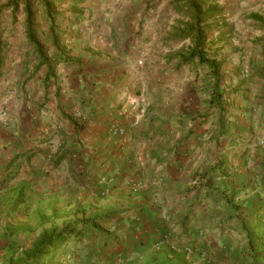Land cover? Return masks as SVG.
<instances>
[{
	"label": "crops",
	"instance_id": "1",
	"mask_svg": "<svg viewBox=\"0 0 264 264\" xmlns=\"http://www.w3.org/2000/svg\"><path fill=\"white\" fill-rule=\"evenodd\" d=\"M121 18L107 38L71 23L62 43L43 22L40 54L26 22L6 53L0 38V253L52 236L54 264H264V38L209 53L216 87L181 63L188 40Z\"/></svg>",
	"mask_w": 264,
	"mask_h": 264
},
{
	"label": "rangeland",
	"instance_id": "2",
	"mask_svg": "<svg viewBox=\"0 0 264 264\" xmlns=\"http://www.w3.org/2000/svg\"><path fill=\"white\" fill-rule=\"evenodd\" d=\"M11 1L12 0H0V23H7V25L1 26V29L6 27L5 30L0 29V38L1 42L4 44L3 49L6 50L5 53L8 52V49H10L13 44L18 42L17 40H20L19 38L15 39L16 41L13 40L17 32L13 25L18 22H25L24 20L26 17L22 2L18 5L17 10H15L17 12L14 16L13 13L8 11ZM39 1L40 0H33L31 2V11L34 16L33 31L36 39L41 37L39 40L47 43L45 39L49 40V35L47 30L44 31L43 29V22L47 23L46 21H48V18L46 17L44 6L40 4ZM172 1L174 0H48V4H50L49 8L54 16V23L56 24L54 32L60 37L59 41L62 43L63 38L68 36V27L71 23L84 24L83 28H91L93 35L96 33L98 38H107L111 32V30H108V23L110 27L114 24V32L117 33L118 24L124 23L121 22V17L125 20L130 18L128 20L129 22L132 21L133 18L135 19L134 22L138 21L139 29L137 30V28H134L132 31L134 34L143 36V33H147L152 25H157V36L165 39L167 34H171L172 27L177 26V22L188 19L183 13L181 14L174 10L171 5ZM218 7L223 9L222 15L211 23L213 27L208 31L207 36L208 39H216L218 41L217 46L219 45L220 47L212 48V50L209 49L207 50L208 53L211 51H218L219 48L221 51L224 47L221 43L226 45L229 41L230 43L233 41L240 43L243 40L249 41L250 39H255L258 41L264 38V28H262L259 23L249 18L252 14H258L264 17V0H220ZM127 10H129V12L126 16L124 12H127ZM10 16H12L13 19ZM69 17H71V20H69ZM108 19H110V21ZM9 26L12 28L8 29ZM46 32L47 37L45 36ZM109 37H111V35ZM223 54H226V50L224 53H221V57ZM236 60L235 65L238 68L237 72L241 73V75H245V72H248L249 75L250 66L247 65L246 60H239L238 54L236 55ZM242 61L243 64H241ZM25 252L27 251L24 250V248L22 250L20 249L17 253L14 252L15 254L11 257L5 255V253H0V264H5V262L12 264V261H16V259L21 257ZM49 255L48 257H50V259L47 264H54V254L50 253ZM57 255L56 264H67L70 260L68 252L63 254L58 253ZM7 256L9 257L7 258Z\"/></svg>",
	"mask_w": 264,
	"mask_h": 264
},
{
	"label": "trees",
	"instance_id": "3",
	"mask_svg": "<svg viewBox=\"0 0 264 264\" xmlns=\"http://www.w3.org/2000/svg\"><path fill=\"white\" fill-rule=\"evenodd\" d=\"M33 0H12L9 3V7L13 8L15 11L18 5L22 2L24 5L25 22H26V36L30 41L31 45L34 47L35 51L40 54L42 48L38 44L35 38L34 28H33V12L31 11V2ZM220 0H174L171 2L175 11L188 18L187 20H181L177 22V26L172 27L171 34H168L166 41H185L190 42L188 52L185 57L181 58L182 64L191 63L194 60L200 65H205L209 68L212 78L214 79V84L217 87L219 83L220 75V63L217 62L215 57L209 55L208 48V31L213 27L211 23L221 17L223 9L218 7ZM45 8L46 17L50 24L53 25L55 20L52 15L51 9L49 8L48 0H40ZM251 20L259 23L262 28H264V17L258 14H252L249 16ZM221 93L217 90L213 92L210 102L219 103ZM218 99V100H217ZM58 238H53L52 236L46 238L42 241L39 248H34L31 251L25 252L21 257H18L16 261H12V264H47L50 257H46L45 253L50 250L52 244ZM65 238H61L59 243H62ZM264 244V241H262ZM253 242L250 240V246L252 247ZM50 256V255H49ZM43 259L45 262H43Z\"/></svg>",
	"mask_w": 264,
	"mask_h": 264
},
{
	"label": "built area",
	"instance_id": "4",
	"mask_svg": "<svg viewBox=\"0 0 264 264\" xmlns=\"http://www.w3.org/2000/svg\"><path fill=\"white\" fill-rule=\"evenodd\" d=\"M72 117L74 119H81V113L76 111L73 113ZM8 125V115L5 110H0V127H6ZM109 132L113 137H119L123 134L122 129L118 126L112 125L109 127Z\"/></svg>",
	"mask_w": 264,
	"mask_h": 264
}]
</instances>
